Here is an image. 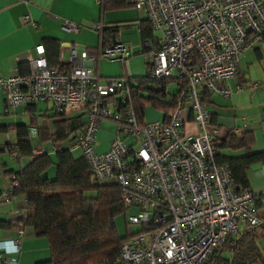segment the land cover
<instances>
[{
	"label": "built area",
	"instance_id": "1",
	"mask_svg": "<svg viewBox=\"0 0 264 264\" xmlns=\"http://www.w3.org/2000/svg\"><path fill=\"white\" fill-rule=\"evenodd\" d=\"M124 1L143 12L160 33L142 41L141 48L148 76L173 80L180 90L167 120L161 116L140 126L130 101L133 76L103 78L95 72L98 58L128 61L133 52L121 42L104 46L98 55L70 46L65 64L71 69L49 67L44 48L36 47L35 56L29 52L18 60L28 63L27 74L0 75L5 111L45 101L56 112L84 115L69 150L81 148L98 182L114 180L124 206L137 211L128 224L141 226L122 244L116 264H205L241 223L250 227L261 222L256 195L236 186L229 168L218 162L204 95L230 98L233 92L225 82L236 74L244 51L264 45V0ZM93 28L101 34L103 25ZM193 54L198 63H192ZM242 90L237 85L236 91ZM187 113L197 133L183 129ZM102 120L114 123L116 132L106 150L98 152L96 131ZM46 153L42 147L32 150L34 156ZM261 171L264 175V163ZM11 189L9 182L0 193L2 202L10 201ZM16 234L0 248V264H18L11 254L20 253L24 230Z\"/></svg>",
	"mask_w": 264,
	"mask_h": 264
},
{
	"label": "crops",
	"instance_id": "2",
	"mask_svg": "<svg viewBox=\"0 0 264 264\" xmlns=\"http://www.w3.org/2000/svg\"><path fill=\"white\" fill-rule=\"evenodd\" d=\"M113 1L118 3L117 7L113 5ZM121 3L122 0L120 2L118 0H0V75L27 74L28 63L18 65V60L23 59L29 52L35 56V48L44 47L43 40L50 38L60 43L62 63H66L69 58L70 46H78L86 50L89 55H98L104 45L121 42L133 52L128 61L123 63L118 59L98 58L94 63L95 72L103 78L119 77L124 74L143 77L136 76L138 68L134 58L137 54H144L141 48L140 24L146 15L141 18L129 13L130 8L134 7ZM25 16L28 17V21L23 20ZM65 23L75 24L78 28L68 29ZM96 23H101L103 28L117 27V31L109 36L107 43L93 28ZM127 24L135 25L136 29H130L132 32L134 30V36L121 37L119 30ZM137 48L139 51H134ZM110 62H119L121 69ZM225 83L233 92L230 98L212 94L206 101L212 113V122L208 130L215 132L218 153L224 157H239L245 153L244 149H232L224 144L230 133L252 136L251 150L260 157V160L251 164L248 170V184L252 193L261 201L260 210L264 212V175L261 171L264 163V45L247 48L240 59L236 74ZM237 85H242L243 90L236 91ZM48 105L49 103L45 101H38L5 111L4 94L0 89V193L7 187L11 174L21 170L32 160V157H20L16 151L17 126L28 130L32 150L35 147H42L48 154L55 152L54 149L57 147L69 150L71 138L80 134L84 115L80 116L81 112H73L67 119V140L57 144L42 141L40 129L45 128L52 133L55 122L59 119L53 108H49ZM49 111L53 114L49 115ZM187 114L183 129L189 133H197L198 127L192 122L190 114ZM160 117L161 113L152 108H147L145 111V123ZM47 119L51 120L50 123ZM115 132L114 123L106 120L99 123L95 139V148L98 152L106 150ZM70 151L73 154L74 149ZM81 155L82 153L73 156ZM46 176L50 179L55 178L56 168L55 171L53 168L48 169ZM25 207V194L12 196L9 202L0 200V219L17 220L25 215ZM16 235V229L0 231V248ZM31 242L34 240L21 241V250L25 249L26 255L29 256L32 254L28 252L27 247ZM29 256L23 259L24 264L28 263ZM18 264H22V260L18 261Z\"/></svg>",
	"mask_w": 264,
	"mask_h": 264
},
{
	"label": "trees",
	"instance_id": "3",
	"mask_svg": "<svg viewBox=\"0 0 264 264\" xmlns=\"http://www.w3.org/2000/svg\"><path fill=\"white\" fill-rule=\"evenodd\" d=\"M122 3L126 4L124 0ZM113 5L117 7L118 3L113 1ZM115 31L116 26L102 29L101 37L105 43ZM140 38L141 42L147 38L157 39L147 18L140 24ZM43 43L49 67L72 68L60 61L61 49L57 40L45 38ZM191 60L192 63L199 62L195 54ZM147 69L149 71V67ZM171 81L155 80L148 75L132 77L128 84L130 101L140 126L145 124L147 108L161 113L166 120L174 111L180 90L176 87L170 92L167 86ZM208 98L209 94H205L204 100L208 101ZM72 113L55 111L59 119L55 122L54 131L49 133L41 128V140L52 144L67 140V119ZM16 130V151L20 157H32L27 166L11 174L9 181L12 184L11 197L26 196L25 215L14 221L0 219V231L29 227L34 236L44 237L49 258L35 264H116L122 244L134 236L130 232L120 236L116 228L115 219L127 210L121 200L122 190L115 184L98 182L83 154L74 157L70 150L64 149L34 156L28 130L22 126H17ZM224 144L232 149L245 150L239 157H224L219 153L217 157L220 164L229 168L236 186L249 188L248 170L252 163L260 160L251 150L252 136L230 133ZM51 166L56 168L53 179L45 176ZM258 200L256 196L257 215L261 222L228 237L205 264H264V212H261V201Z\"/></svg>",
	"mask_w": 264,
	"mask_h": 264
},
{
	"label": "rangeland",
	"instance_id": "4",
	"mask_svg": "<svg viewBox=\"0 0 264 264\" xmlns=\"http://www.w3.org/2000/svg\"><path fill=\"white\" fill-rule=\"evenodd\" d=\"M128 12L134 13L141 18H143L145 16L143 12L138 11L137 9L135 10L134 8L133 9L130 8V10ZM131 28L136 29L134 24H132V25L127 24V25L121 27L119 30L120 35H122L121 37L125 36L126 38H129V37L134 36V30H133V32L130 31ZM135 32H136V30H135ZM154 32L157 35L160 34L159 31H157V30H155ZM134 51L138 52L139 48L135 49ZM143 56H144L143 53L135 55L134 59L136 60L137 68H138V70L136 71V76H147L149 73V71L146 67V64L144 63L145 61H143ZM110 64L115 65V66L117 65L119 67V69H121V64L119 62H110ZM176 87L177 86H176L175 82H173V80H172L170 82V84L168 85V90L170 92H173L176 89ZM48 106H49V108H51L52 107L51 103H49ZM52 114H53L52 111H49V115H52ZM44 121L46 122V120H44ZM47 121L49 122L51 120L47 119ZM80 153H82L81 148L74 149V151H73L74 156L80 155ZM16 165H18L17 162H16ZM51 168H53L55 171V166H51L49 169H51ZM46 173H47V171L45 172V176H46ZM102 183L103 184H113L114 180L111 179V180L103 181ZM136 213H137V211L135 209H127L124 213H122L121 215H119L115 219L116 228H117L118 234L120 236H125L128 232L135 234V233H138L139 231H141L140 225H137V224L136 225H130L127 222V218L130 215H134ZM242 229H243V224L241 223L240 224V230H242ZM236 235H237V233L234 234V236H236ZM23 239L34 240V242H31V244H29V246L27 247L28 252L32 255L31 256L26 255V251H25V249H23L18 254L12 253L11 256L13 258H16V259L19 258L18 261L20 262L22 260V264H24L23 259L25 258V256H29V260H28L27 264H35L36 262L43 261V260H46L49 258L48 244H47V241L44 237L34 236L31 232V228L27 227L24 231Z\"/></svg>",
	"mask_w": 264,
	"mask_h": 264
}]
</instances>
